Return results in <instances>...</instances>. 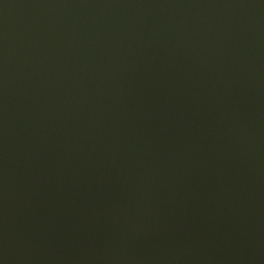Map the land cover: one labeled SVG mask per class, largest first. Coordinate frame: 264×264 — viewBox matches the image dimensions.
<instances>
[{"label": "water", "instance_id": "1", "mask_svg": "<svg viewBox=\"0 0 264 264\" xmlns=\"http://www.w3.org/2000/svg\"><path fill=\"white\" fill-rule=\"evenodd\" d=\"M0 264H264V0H0Z\"/></svg>", "mask_w": 264, "mask_h": 264}]
</instances>
